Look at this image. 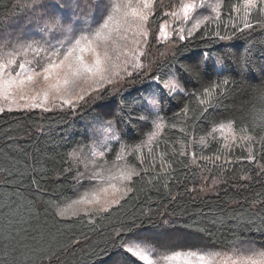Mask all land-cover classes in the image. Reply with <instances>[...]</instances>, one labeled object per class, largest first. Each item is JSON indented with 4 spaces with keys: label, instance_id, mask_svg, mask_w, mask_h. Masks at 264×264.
<instances>
[{
    "label": "snow or ice",
    "instance_id": "snow-or-ice-1",
    "mask_svg": "<svg viewBox=\"0 0 264 264\" xmlns=\"http://www.w3.org/2000/svg\"><path fill=\"white\" fill-rule=\"evenodd\" d=\"M136 3L138 9L132 8L133 0H11L8 14L0 15V100L13 104L23 101L18 104L23 109L43 108L50 103L74 115L78 108L83 109L86 98H100L106 85H115L121 78L120 72L114 70L107 45L112 32L117 30V16L127 22L129 13L122 12V7L132 9L130 14L143 29L135 42L140 48L147 44L149 18L156 15V6L162 0H136ZM222 8H227L226 22L221 19ZM160 16L173 18L180 24L186 21L190 27H172L164 20L154 37L157 43L161 38L169 39L167 29L181 42L190 41L194 36L201 40L207 36L212 38L204 42L201 51L185 57L184 63L176 57L180 48L161 52L168 70L159 74L149 75L140 62L139 58L146 55L144 51L132 52L134 66L145 68L144 76L151 83L130 104L121 103L118 110L105 107L115 119L96 117L94 125L99 127L95 131L101 136L98 146L104 150L97 152L90 148L93 160L97 156L103 159L106 151H111L110 142L121 143L117 121L123 130L135 120L147 141L134 147L121 144L115 160L123 161L125 157L120 153L131 148L129 155L141 153L133 157L141 165L140 170L117 168L116 174L108 170L105 175L106 170L95 164L96 170L91 172L87 166L85 171L65 170L66 175L71 174L77 197L73 203L83 206L73 216L87 221L88 233L80 232L79 236L75 233L65 236L60 229L31 232L19 229V205L0 207V264H264V239L255 238V235L264 237V192L256 193L253 199L244 198L249 205L246 214L232 218L236 226L230 229V238L221 245L201 239L203 236L213 239L215 219L194 218L179 224L178 235L174 234L178 221L168 213H161L159 220H153L148 212L121 213L114 221L110 219L114 209H122L130 194L135 195L133 177L142 179L150 175V181L163 182L167 187L165 179L174 169L169 166L161 173L153 170L149 174V168L143 167L145 157L141 149L162 131L160 113L168 101L182 98L183 106L171 117L174 121L171 127L176 128L175 121L183 117L180 122L185 127L180 131L189 144L193 141V132L211 129L200 144L208 137L214 138L216 132L221 133L222 143L218 148L221 155L198 157L201 161L213 164L219 161L221 166L233 163L225 157L234 149L247 151L246 156L237 159L256 161L252 149L264 142V39H255L257 35L264 37V0H242V3L179 0L174 11L165 12L161 7ZM221 26L225 29L223 35ZM244 36L249 39L242 41ZM183 50H187V45ZM123 74L131 75L127 68ZM255 80H261V86L248 84L246 88H238L241 82ZM3 111L0 107V112ZM147 128L152 130L145 133L143 130ZM225 129L232 136L230 142L224 135ZM237 129L243 135H236ZM124 135L129 132L124 131ZM184 147L180 155H188ZM151 152L149 148V156ZM191 155L197 159L196 153ZM164 156L161 152V168ZM68 158L79 159V153L74 150ZM149 163L154 166L155 158ZM261 173H264V164L259 166L257 176ZM4 183L10 181L5 178ZM36 190L39 192L38 185ZM199 190L205 191L203 187ZM55 215L64 218L66 210L61 209ZM105 220L109 221L111 230L104 246L93 247L90 234L101 230L102 224L97 221Z\"/></svg>",
    "mask_w": 264,
    "mask_h": 264
},
{
    "label": "trees",
    "instance_id": "trees-1",
    "mask_svg": "<svg viewBox=\"0 0 264 264\" xmlns=\"http://www.w3.org/2000/svg\"><path fill=\"white\" fill-rule=\"evenodd\" d=\"M233 2L242 3V0H233ZM178 3L179 0H162V4L156 6V15L149 18L147 25L150 30V34L145 38L147 44L140 48H137L135 42L140 39L139 32L143 29L138 27L139 22L130 14L132 9L122 7V12L129 13L127 22H124L122 16H117L119 21L115 26L117 30L112 32L111 40L107 45L114 70L120 72L121 78L115 85H106V90H102L99 94L100 98H86L83 109L78 108L74 115L67 109L54 108L50 103L43 108L5 109L0 112V207L12 203L19 205L21 209L19 229L28 232L33 229L41 231L60 229L65 236H72L73 233L79 236L80 232L88 233L87 221L84 218L73 216V213L66 214L64 218L55 214L60 211L62 202H70L75 198L71 174L66 175L65 170L85 171L87 166L89 172L95 171L92 160L87 158L91 157L86 155H91L90 148L100 149L97 152L104 150L98 146L101 136L95 131V128L99 127L94 125L96 117L115 119L114 115L105 111V107L118 110L121 103L130 104L136 99L151 83L144 76L145 68L149 75L167 71L168 67L164 63L165 58L160 55L161 52L180 48L181 50L176 51V57L180 63H184L185 57L201 51L204 42L212 38L207 36L201 40L199 36H194L190 41L181 42L171 32L168 40L161 38L159 43L156 42L154 37L159 33L163 21L169 19L167 16H160V8L162 7L165 12L174 11ZM10 7L11 0H0V15H7ZM132 8H139L136 0H133ZM226 10L227 8H222L221 12V19L225 22ZM220 31L223 35L225 32L223 26ZM248 39V36L241 37L242 41ZM255 39L259 41L264 37L257 35ZM184 45H187L186 51L183 50ZM134 51L146 53L139 58L145 68L134 66L136 63L132 57ZM126 61L129 63L126 64ZM125 68L131 73L130 76H124ZM235 79L240 80L239 77ZM261 83V80L245 81L239 83L238 88H246L248 84L259 87ZM95 95L94 93L93 96ZM181 99L177 97L164 104L165 110L160 113L163 117L162 131L151 144L141 149L145 157L143 167L149 168V174L153 170L161 173L169 166L174 169L165 179L167 187L163 182L150 181V175L142 179L133 177L132 187L135 195L130 194L128 202L122 209H114L110 219L114 221L121 213L127 215L148 212L153 220H159L161 213H168L172 215V219L178 221L175 235L179 234V224L191 219L205 221L215 219L217 223L212 229L213 239L210 241L207 236L201 239L207 243L214 242L221 245L227 242L231 236L230 229L236 226L232 218L246 214L245 210L249 205L248 200L244 198L253 199L256 193L264 192V173L257 176L259 166L264 164V142L252 149L257 157L256 161L237 159L247 155V151L242 149H234L232 154L226 156V160L234 162L225 163L223 166L219 161L213 164L211 161L199 160L198 157L201 156L221 155L218 151L222 143L219 139L221 133L216 132L214 138L208 137L204 144H200L206 132L211 129L193 132V141L189 144L180 131L185 127L180 122L183 117L175 121L176 128L171 127L174 122L171 117L174 113H179L183 106ZM151 130L147 128L143 131L147 133ZM124 131L129 132V135H124ZM234 131L238 136L243 135L238 129ZM117 134L121 137V143L110 142L108 148L111 151H106L103 159L95 158L96 165L102 164L106 170L115 163L139 171L141 165L133 157L140 156V152L129 155L131 148L121 152L120 154L125 157L123 161L115 160V155L120 150L121 144L134 147L147 141V136L141 133L135 120L127 124L123 130L117 121ZM224 135L230 142L232 136L228 129H225ZM182 146H185L184 151L188 155L179 154ZM149 148L152 149L151 156H149ZM74 150L79 153V159L70 160L68 154ZM161 152L165 153L163 168L160 166ZM193 152L196 153L197 159L192 157ZM152 157L155 158L154 166L149 163ZM5 178L10 183H4ZM37 185L39 192L36 190ZM202 187L205 191L199 190ZM221 219L223 223L219 222ZM97 223H101L102 228L95 235L90 234V238L93 247L97 244L103 247L111 227L108 220ZM255 238L264 239L260 235H255ZM77 251L79 253V250Z\"/></svg>",
    "mask_w": 264,
    "mask_h": 264
},
{
    "label": "rangeland",
    "instance_id": "rangeland-1",
    "mask_svg": "<svg viewBox=\"0 0 264 264\" xmlns=\"http://www.w3.org/2000/svg\"><path fill=\"white\" fill-rule=\"evenodd\" d=\"M167 20L169 21V24L172 27H177V26L185 27L186 25H188L186 21L183 24H180L179 22H174L173 18H170V17ZM167 31H168V35H169L171 33V30L167 29ZM29 59H31V57H29ZM21 103H24V102L23 101H18L17 104H13V103H10V102L4 101V100H0V107H3L4 109H19L20 107H18V104H21ZM46 105H49V104H46ZM94 150L97 151V150H100V149H94ZM86 156H90L92 158L91 155L87 154ZM87 158H88V160H92V165H94V164L96 165L97 164L95 162V160H93V158L92 159L91 158L89 159V157H87ZM96 158L98 159V156ZM102 167H103V165H102ZM117 168L120 169L121 171H128L130 169V167H125V166H122L121 164H115L114 163V164H111V166L108 169H106L105 175L108 174V170H110L112 174H116ZM117 186L118 187L120 186L119 183H117ZM75 199H77L76 196L71 201L69 200L70 202H68V201H65L64 203L62 202L60 208L66 210V214H70V213H74V212L76 213L77 211H81L83 206L82 205H75L73 203V201Z\"/></svg>",
    "mask_w": 264,
    "mask_h": 264
}]
</instances>
